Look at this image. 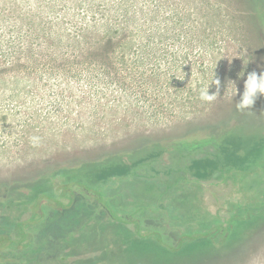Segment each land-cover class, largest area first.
I'll use <instances>...</instances> for the list:
<instances>
[{"label": "rangeland", "instance_id": "374dc122", "mask_svg": "<svg viewBox=\"0 0 264 264\" xmlns=\"http://www.w3.org/2000/svg\"><path fill=\"white\" fill-rule=\"evenodd\" d=\"M253 71L264 0H0V264H264Z\"/></svg>", "mask_w": 264, "mask_h": 264}, {"label": "clouds", "instance_id": "9594fccd", "mask_svg": "<svg viewBox=\"0 0 264 264\" xmlns=\"http://www.w3.org/2000/svg\"><path fill=\"white\" fill-rule=\"evenodd\" d=\"M217 85V92L215 94L209 93V86L203 88L200 92V99L206 102H211L219 95L220 81L217 79L213 81ZM258 95H264V72L258 74L253 71L248 74L245 81V90L239 102L235 104L237 111L244 112L252 108L255 104ZM38 137H33V140H38Z\"/></svg>", "mask_w": 264, "mask_h": 264}, {"label": "trees", "instance_id": "16d2710c", "mask_svg": "<svg viewBox=\"0 0 264 264\" xmlns=\"http://www.w3.org/2000/svg\"><path fill=\"white\" fill-rule=\"evenodd\" d=\"M262 0H243L244 4L253 5L255 3H259ZM130 0H123V3H126L128 6ZM123 6V5H122ZM120 9V8H119ZM119 9H112L111 6L106 7L105 11L103 13V19H108V22L105 25V33L106 37L104 39V42L107 44H112L113 41H116V37L121 36L123 38H128L130 34V29L134 26V20L133 17L129 16V10H126L123 7V12H125V15L117 21V24H110L113 23V20L117 19V14L122 12L119 11ZM110 14V16H109ZM111 14H114L112 17ZM106 47H104L105 49Z\"/></svg>", "mask_w": 264, "mask_h": 264}, {"label": "flooded vegetation", "instance_id": "af4514ba", "mask_svg": "<svg viewBox=\"0 0 264 264\" xmlns=\"http://www.w3.org/2000/svg\"><path fill=\"white\" fill-rule=\"evenodd\" d=\"M73 186L76 187V189L78 187L79 188L83 187L81 184H76V183H74L73 185H68L67 184V186L64 187L65 188L64 192L63 191H60L62 194H59V195H56V196H52V195H39L35 199L32 208H35V206L39 205L40 202L49 203L51 201L59 200V198H61V200H63L65 198L72 197L73 195H71V194L67 195V194H64V193L70 192L72 190ZM4 190H6V188ZM85 190H86V188H85ZM7 202H8V196L6 194L5 197H4V201H3V203H4L3 204V207H5V211L3 213L4 215H7L8 207H10V206H8ZM34 218H38V216H33L32 217V221H30V223L29 222H22V221L17 222L15 224V226L11 228V230H10L11 232L10 233H7V231H5V232H2V234L25 235V234H27V233L30 232L29 230H26V227H30V224L33 223V219Z\"/></svg>", "mask_w": 264, "mask_h": 264}]
</instances>
